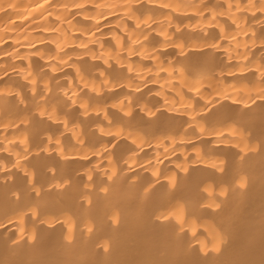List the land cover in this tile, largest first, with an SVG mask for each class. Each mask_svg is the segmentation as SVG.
I'll use <instances>...</instances> for the list:
<instances>
[{"label":"bare ground","instance_id":"1","mask_svg":"<svg viewBox=\"0 0 264 264\" xmlns=\"http://www.w3.org/2000/svg\"><path fill=\"white\" fill-rule=\"evenodd\" d=\"M0 264H264V0H0Z\"/></svg>","mask_w":264,"mask_h":264}]
</instances>
